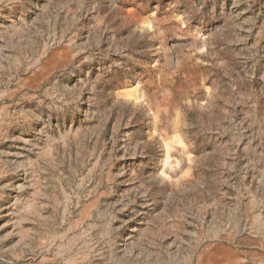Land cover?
<instances>
[{"label": "rangeland", "instance_id": "1", "mask_svg": "<svg viewBox=\"0 0 264 264\" xmlns=\"http://www.w3.org/2000/svg\"><path fill=\"white\" fill-rule=\"evenodd\" d=\"M0 264H264V0H0Z\"/></svg>", "mask_w": 264, "mask_h": 264}]
</instances>
